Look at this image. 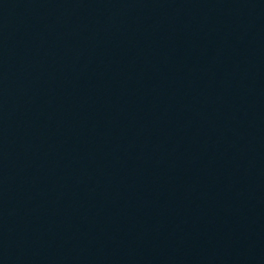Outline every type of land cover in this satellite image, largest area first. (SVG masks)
Wrapping results in <instances>:
<instances>
[{
    "label": "water",
    "instance_id": "95a60500",
    "mask_svg": "<svg viewBox=\"0 0 264 264\" xmlns=\"http://www.w3.org/2000/svg\"><path fill=\"white\" fill-rule=\"evenodd\" d=\"M0 264H264L232 0H0Z\"/></svg>",
    "mask_w": 264,
    "mask_h": 264
}]
</instances>
